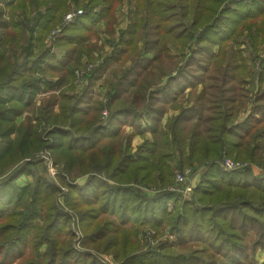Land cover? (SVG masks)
<instances>
[{"label": "trees", "instance_id": "obj_1", "mask_svg": "<svg viewBox=\"0 0 264 264\" xmlns=\"http://www.w3.org/2000/svg\"><path fill=\"white\" fill-rule=\"evenodd\" d=\"M115 1L75 0L76 6L83 7L82 16L69 28H63V36L55 38L51 46L56 50L78 46L83 36L93 34V25L112 14ZM15 2L0 0V264H98L93 251L112 253L118 264H162L165 256L137 253L130 240L144 225L154 229L169 227L182 242L195 239L204 249L203 254L210 253L207 264H256L257 254H264V174L258 175L252 168L245 172L225 171L221 159L225 152L233 160L264 168V56L258 55L264 44V0H135L137 12L130 26L134 28L137 23L142 26L138 29L144 30L152 24L162 34L159 53L149 58L153 63L164 52L172 56V47H180L174 41L195 39L194 45L210 50L213 57L220 59L218 63L226 61V48L234 44L232 63L228 61L225 76L236 72L234 82L243 89L246 99L249 65L238 41L241 35L247 33L250 39L249 62L259 61L256 82L253 81L258 91L250 115L236 121L235 108L243 105H235L239 90L231 89L232 100L222 98L220 105H206L207 113L214 112L207 118L210 126L206 131L200 125L202 131L193 130L189 137L188 133L184 135L187 128L183 126L187 112L193 108L181 109L164 128L153 105L135 108L136 111L130 106L109 107L105 124L100 122L101 107L95 117L77 105L69 110L63 106L56 115L53 106L67 105L71 100L64 95L61 101L55 100L57 95L51 93L60 92L78 63L73 58L69 62L50 57V50L43 44L69 10L71 0H18V7L24 11L31 7L42 9L37 23L39 33L19 53L20 59H16L17 53L11 54L12 50H20L19 25L4 19L5 11ZM179 18L187 22V27L177 35ZM125 33L121 51L128 46ZM9 52L12 60L7 58ZM36 52L39 56H35ZM144 52L148 56L151 53H146L145 48ZM140 63V59L136 60V64ZM106 64L99 66L94 76ZM41 93L52 97L43 104V110H35L34 99ZM226 101L230 104L226 105ZM30 108L33 114L27 112ZM24 114L29 116L19 122ZM127 115L134 117L137 129L129 136L153 137L135 152L130 146L132 137L122 140L121 129L132 126L120 121ZM42 124L52 127L40 132ZM114 124L116 129L110 131ZM41 152L52 156L58 171L56 181L46 177L42 161L28 160ZM185 157L190 166L204 169L191 201L163 190L173 181L170 164L177 159L180 163L182 160V166ZM24 176H32L33 181L20 185L18 181ZM79 177L87 178L78 184L75 180ZM130 184L162 191L148 195ZM60 194L63 205L57 202ZM170 201L176 204L172 211ZM70 213L77 218L83 252L74 246ZM250 233L256 235L252 241H248ZM44 244L47 248L42 252Z\"/></svg>", "mask_w": 264, "mask_h": 264}, {"label": "rangeland", "instance_id": "obj_2", "mask_svg": "<svg viewBox=\"0 0 264 264\" xmlns=\"http://www.w3.org/2000/svg\"><path fill=\"white\" fill-rule=\"evenodd\" d=\"M17 2L18 0L14 3L13 8L5 11L7 16L4 18L10 23H16L19 25L21 41L20 50L18 52L11 51V54L17 53L16 59L19 58V53L22 52V49L25 51L28 42H32V38L36 39L35 36L39 33V30H37L39 13L42 12V9L36 7H31L24 11V9L18 7ZM69 5V10L61 17L60 21L51 30L48 37H45L46 40H44L43 44L47 50H50V57H57L61 54L63 59L66 58V60L70 62L73 58L74 62L76 61L78 63L77 67H74L73 77H67L65 81L66 83L64 84L65 86L63 87L61 85L62 89L60 92L55 90L51 93L57 95V97L55 96V100L58 99L61 101L60 96L62 95L71 100L66 103L67 105H54L53 111L56 115L61 112L63 106L66 108L68 107L69 110L73 105H77L80 110L86 111L95 117L99 115V108L101 107L100 122L105 124L109 117V107L117 108L123 105L130 106L133 110H135V108L139 110V108H142L144 105H153L154 109L160 113L161 127L164 128L166 122L179 115L181 109H185L188 105H194L195 107H192L193 109L189 108L191 110L187 112L185 116L186 121L183 126V128H187L184 135L188 133L189 135L187 136L189 137L193 130L200 133L198 129L200 128L202 131L203 126V132H205L210 126V124L207 123V118L209 116L212 117L214 112L210 111L207 113L205 111L206 105H220L219 103L222 104V98L229 99L228 101L232 100L230 99L232 94H229V91L234 88L239 90L237 92L238 98H236L237 104L235 105H243L235 108V111L237 112L236 121H244L250 115L254 105V94L258 91L257 84L253 81L256 82L255 79L260 66L257 59L252 63L249 62L251 46L249 45L250 39L247 33L238 38L240 48L244 51L249 65L247 70L248 76L245 77L249 84L248 87L247 85L245 86L249 90V98L243 99V89L238 86V82H234L235 78H233V76L236 75V72L230 74L228 77L225 76V68L228 65V61L230 60V63H232V53L235 50L234 44H230L226 48L227 55L223 58V60L226 59V61L222 63H218L220 62V59L213 57L211 51L207 48L201 49L200 45H194L195 39H193V42L187 40L183 43L180 41H174V43L176 42L180 47H172V53L174 52L172 56H169L164 52L161 59L159 58L157 62L153 63L149 60V56L145 54L144 48L146 53L151 52L148 53L151 56L158 54L159 48L157 49V46L160 42L159 37L162 34L161 31H157L152 24L143 27L144 30L138 29L141 25H137V23H134V28L130 26L134 21L137 12L135 0H120L119 2L117 0L114 2L113 5L115 7L113 8V12L108 16L110 24L108 32L110 33V38L102 39V37H99L98 31H96L91 35L88 33L85 37L83 36L78 46L67 45V50L65 48L56 50V48H53L51 45L55 38L58 36L61 38L63 36V30L61 33L56 34H53V31L62 28L64 18L68 13L83 10V7L80 8L79 6H76L75 0H71ZM22 18H25L30 24L26 25ZM176 22L178 26L176 34L179 35V33L187 27V22L180 18ZM182 24H184L185 27H182ZM69 25L64 28H69ZM127 25L128 27L130 26V29H128ZM126 27V33L123 36L128 40L127 48H124L125 50L123 49V51H121V48H119L121 44L119 43L115 46L118 48L116 49V53L112 54L111 58H107V46H109L107 40L111 39L115 42L120 40L121 42L122 34L125 32H123V28ZM100 31L102 30L100 29ZM104 31H106V26L102 32ZM135 31L136 33L134 34ZM116 34L118 35V40L116 39ZM163 41L167 44L172 43V41L168 39H164ZM247 41H249V44ZM154 44L156 45L154 46ZM74 47L75 53L71 54ZM217 49L218 48H216L215 51H217ZM11 54L10 52L7 54V58L10 60L13 59ZM258 55L261 57L264 56V44L260 47ZM35 56H39V54L36 52ZM107 59H112L111 63ZM138 59L141 61L139 65L136 64V60ZM104 62L105 64L108 62L106 64L107 66L100 69L94 76V71L99 66L103 65ZM87 64L93 65L92 71L85 74L83 77H79L77 71L83 69ZM250 83H252V85H250ZM51 97L50 93L37 94L33 102V105H36L35 110H43V104H46ZM228 101L224 103L229 105L230 102ZM27 112L33 114L31 108ZM27 116H29V114H24V117L22 116L19 118V122L26 120ZM34 117H32L33 121H35ZM120 121L129 123L133 126H124L121 129L123 142H125L127 138L132 137L130 143L132 152H135L136 148L142 145L145 140H153L152 135L142 136L141 138H135L133 135L129 136V133L132 131H137L133 116H124L120 118ZM144 121V119L141 121L142 131L145 129L143 126ZM51 127L52 126L50 125L45 126V124H42L39 131L45 132L47 129L49 131ZM116 127L117 124H114L110 131L115 130ZM201 136L206 135L204 134ZM228 158L229 157L225 152H222L221 167H223V161ZM184 159L185 163L182 166H180V164L183 163L182 160L180 163L177 159H174L170 164L173 173V181L171 185L163 190L176 194L178 198L183 201H191L193 199L194 190L202 180L204 169L195 165L190 166V164L186 163L188 162L187 157ZM28 160L42 161L46 168V177L52 181H56L58 171L52 156L48 152L38 153ZM28 160L26 159V161ZM242 163L247 164L246 168L245 170H238V172H245L249 168H252L256 174H264V168L262 169L256 165H251L246 161H242ZM223 169L225 170L224 167ZM187 171L189 179L187 185L191 184L193 186L192 192H187L186 186L177 182L176 179L178 174ZM86 178L87 177H79L75 182L81 184ZM32 181V176H24L19 179L18 183L25 186ZM111 183L114 184V182ZM130 186L134 188L138 187L148 195H155L162 191L161 188L150 191L135 184H130ZM61 190L62 192H65L64 188H61ZM63 201V194H60L57 197V202L58 204L60 203L63 205ZM168 206L170 211L176 208V204L173 201H170ZM70 215L73 218L72 227L75 235L74 246L78 251L83 252L84 249L80 245L83 237L79 229L76 228V223L78 222L77 218L72 213H70ZM38 223L41 224L42 220H39ZM255 237V233H250L248 241L254 240ZM130 240L135 243L137 253L142 254L151 252L160 253L165 256V258L162 259V264H207V261L211 260L208 259L210 253L203 254L204 249L195 239L191 241L187 240L188 242H182L176 233L174 234L169 227L165 226L154 229L153 227L151 228V226L144 225L136 229L130 237ZM42 247L43 252L47 246L44 244ZM91 253L96 257L98 264H118L114 260L112 253L111 255L97 253L96 251ZM257 255L256 259L258 262L256 264H264V254L258 253Z\"/></svg>", "mask_w": 264, "mask_h": 264}, {"label": "built area", "instance_id": "obj_3", "mask_svg": "<svg viewBox=\"0 0 264 264\" xmlns=\"http://www.w3.org/2000/svg\"><path fill=\"white\" fill-rule=\"evenodd\" d=\"M83 14L82 10H77L71 13H68L65 18H64V24L62 28H59L55 31H53V34L56 33H61L63 28L71 24L77 17L81 16ZM93 69V65L87 64L83 69H80L77 71V75L79 77H83L85 74L90 73ZM245 163H242L240 161L233 160L231 158L225 159L223 161V167L225 168L226 171H238V170H245L246 168ZM53 171V169H52ZM177 182H179L182 185L186 186V191L187 192H192L193 186L187 185L188 184V171L185 173H180L176 176Z\"/></svg>", "mask_w": 264, "mask_h": 264}, {"label": "crops", "instance_id": "obj_4", "mask_svg": "<svg viewBox=\"0 0 264 264\" xmlns=\"http://www.w3.org/2000/svg\"><path fill=\"white\" fill-rule=\"evenodd\" d=\"M105 26H106V31L102 32L105 29ZM109 27H110L109 18L105 17L99 23H97L96 25H93V33L98 31V35H99V37H102V39L110 38V33L108 32ZM127 27H128V25H127ZM127 27L123 28V32L127 29ZM100 29L102 31H100ZM116 39L118 40V35H117ZM107 43H109V46H107V50H108L107 58H111L112 54L116 53V49H118V48H116L115 46L120 43V40L115 42L114 40L109 39V40H107ZM119 48H120V46H119ZM171 52H172V49H171ZM150 56L151 55H149L148 58L151 59L153 56H151V57ZM57 57H58L57 59H59V61L62 59L61 54H59ZM192 107H195V106L194 105H188L186 108L189 109V108H192ZM143 126H145V123H143ZM131 133H133V131ZM131 133H129V134H131ZM146 135H150V134H146ZM134 137L135 138H138V137L141 138L140 135H136Z\"/></svg>", "mask_w": 264, "mask_h": 264}]
</instances>
